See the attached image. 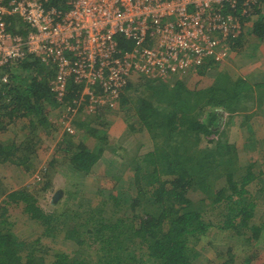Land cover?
I'll use <instances>...</instances> for the list:
<instances>
[{
	"label": "trees",
	"instance_id": "16d2710c",
	"mask_svg": "<svg viewBox=\"0 0 264 264\" xmlns=\"http://www.w3.org/2000/svg\"><path fill=\"white\" fill-rule=\"evenodd\" d=\"M244 1L237 0L234 8L225 4L222 14L241 18L245 28L251 22L241 15ZM254 1L252 9L259 16V6L264 0ZM43 4L57 10L66 8V0H43ZM4 19L13 33L27 32L18 18L6 15ZM244 34L230 39L233 49H246L255 42L253 39L258 42L264 39V14L250 24V33ZM119 43L121 47L131 45L120 39ZM213 64L210 59L197 68L200 76H210L211 81L193 88L182 80L188 73L170 78L173 82L141 78L137 85H127L120 97V107L127 113L129 129L141 132L143 138L133 154L121 158L123 170L105 175L111 184L110 193L98 206L55 213L49 204L43 208L36 194L24 186L6 193L0 204V264H142L143 257L127 251V241L146 248L145 256L152 264H196L199 256L196 245L212 228L233 237L234 242L243 239L244 245L263 240L264 219L261 224L252 222L256 203L249 185L254 173L238 174L239 182L233 179L240 164L222 127L227 125L225 114H231L229 117L236 114V106L244 98L252 99L250 109L264 112V75L251 81L224 70H209ZM53 72L52 67L31 57L0 66V129L4 128L1 117L6 115L9 122L15 121L12 115L16 113L28 120L33 131L48 124L43 114L49 116L59 109L49 88ZM3 76L7 78L5 82ZM76 94L77 87L70 84L67 100ZM76 116L74 125L88 128L85 119ZM106 124L105 121L101 126ZM206 132L210 141L204 143L202 134ZM99 138L107 146L105 134ZM11 142L0 143V163L21 166L32 173L35 157L31 142L16 146ZM57 145L56 151L63 154V161L53 159L49 165L65 164L77 174L89 173L104 150L73 139L60 140ZM46 170L40 172L41 177ZM261 173H264V151L259 160ZM255 185L264 200V177ZM52 186L46 183L43 189ZM60 192L55 201L51 196L54 204L59 202L63 191ZM12 209L19 210L24 222L40 230L38 238L30 242L17 239L15 222L7 216ZM59 235L61 240L56 239ZM40 240L53 242L58 248L48 249ZM58 242L69 244L71 251H63ZM81 245L96 247L93 257L86 256L93 262L74 257Z\"/></svg>",
	"mask_w": 264,
	"mask_h": 264
},
{
	"label": "built area",
	"instance_id": "2783aa9c",
	"mask_svg": "<svg viewBox=\"0 0 264 264\" xmlns=\"http://www.w3.org/2000/svg\"><path fill=\"white\" fill-rule=\"evenodd\" d=\"M254 3L242 4L250 22L258 18ZM225 4L234 8L237 0H66L64 10L44 7L43 0H0V66L31 57L52 67L49 88L64 130L74 135L77 114L117 109L135 79L195 75L210 59L227 61L230 39L245 31L241 18L222 14ZM6 15L27 32L9 30ZM119 39L131 45L121 47ZM70 84L77 94L67 100Z\"/></svg>",
	"mask_w": 264,
	"mask_h": 264
},
{
	"label": "rangeland",
	"instance_id": "374dc122",
	"mask_svg": "<svg viewBox=\"0 0 264 264\" xmlns=\"http://www.w3.org/2000/svg\"><path fill=\"white\" fill-rule=\"evenodd\" d=\"M260 11L261 12L258 16L259 18H261V16H263L264 14V6L261 5ZM250 24H248V26L243 29L245 31L244 35L250 33ZM253 40L255 42L252 44L250 43L246 47V49L236 50L234 48L232 50V56L227 61L218 63L209 70H224L231 76L249 77V80L251 81L253 80V76L255 74L257 75L254 78L263 76L264 39L261 40L262 42H258V40L255 39ZM258 44L260 45L259 49L261 51L257 47L259 46ZM184 74L177 75L173 79L180 78ZM210 78V76H205L203 78V76H200L199 74L194 75L188 73L186 74L185 78H182V80L186 84V86H188L189 88H193L197 84L198 86H200L208 83L209 81H211ZM173 79H167L166 81L170 80V82H173ZM138 82L139 81L135 80L134 84L137 85ZM251 106L252 99L250 97L244 98L240 105L236 106L238 108L236 114H234L232 117H229V115L231 114H225V121L227 125H224V127L222 128L227 132L228 146L236 151L237 160L240 164V170L235 174L233 179L237 181L238 174H244L245 171H252L254 173V179L249 185L252 198L256 203L254 211L255 217L252 219V222L261 224L264 219V200L259 197V192H257L259 183L257 187L255 183L256 181H259V179L261 180L264 177V173L259 174V160L262 157L264 151V112L262 113V111H259V109L257 112H255L254 109H250ZM115 112H113L112 114L121 120H123L124 116H127L125 110L120 106ZM59 114L60 113L58 112V110L50 112L51 122L53 123V126L50 128L47 127V131H49V133L42 131V129H44L45 127H40L39 129L40 134L44 139L45 137L49 136L50 141L46 142L49 147L45 143H41L44 144L41 146V148L44 146L48 148L47 152L49 153L47 154V160L50 159V155H52L53 153L55 154L54 151H56L55 145L57 141L65 136L64 132H62V129H64V125L61 120H59ZM128 114L129 116L131 115V113ZM82 115H84V113H79L77 115L79 117H76L81 119ZM87 117V120H90L88 128L75 127L76 133L73 135L72 139L74 141H84L91 146L98 144L95 146L102 147L101 143H99L100 138L98 137H100V135L102 136V132L105 131L108 127L101 126L103 124L101 121H105L104 118H108V116L105 114L97 116L96 114ZM132 120H134L133 116ZM109 124V129L111 127V130H116L120 136H123V139H121L120 141L108 140V147L105 148L103 146L104 150L101 158L98 160V162H96L89 173H74V171H71L65 164L60 167H51V165H48L46 167V172L44 173V175L42 174L43 177H41V173L36 172V170H38L39 168V163H34V173H29L32 170H30L29 172L24 171L22 167H16L15 169H13V171H10L5 169L4 167L1 168L0 166V199H2L3 197L1 196V193H3V189H19V187L24 186L31 190L34 194H36L37 198L41 201V206L43 208H48L49 205H51L50 210L55 213H61L63 210L67 209H69L70 211L74 209L83 210L87 206H98L99 201L107 197V195L110 193L109 187L111 184H109L108 178H106L105 175L115 174L118 169L123 170L124 165L121 164V158L127 154H133L135 148H137L138 144L143 138L141 132H133L126 124L123 125V123H121L122 125L119 126V123H117L116 121ZM11 130H14V128H11ZM202 141L204 143H206L205 141H210L208 132L202 134ZM59 156H63V154H59ZM61 159L63 161L62 157ZM127 173L130 174V170H128ZM118 174L120 175L121 172ZM36 175L39 176L38 179L35 178ZM46 183L53 186L50 188L47 187L44 190L43 186H46ZM216 183L220 185V181H217ZM53 191H63L62 196L57 204H54L51 200V196H53L54 193ZM123 192L125 195L126 191L123 190L122 193ZM126 212L128 211L125 210V213ZM7 216L8 219L15 222V233L17 234V239L30 242L38 238V236L40 235V230L35 229L32 223L30 224L29 222H24V217L19 210L12 209L10 212H8ZM60 237L61 235L56 236V239L61 240ZM241 240H239L238 242H234L233 237L230 238L225 234V232H222L217 228H212L211 230H209V232H207V235H205V237L199 239L196 245L199 256L195 263L264 264V239H261L256 243L254 242L255 244L253 243L252 245H244ZM43 242L45 241L40 240L41 244ZM49 242L50 241L48 240L45 242L48 249L53 250L55 248H58L56 244H54L53 242ZM58 243H60L59 246L61 245V249H63V251H71V246L69 244H63L62 242ZM125 246L127 247L126 249L130 254L137 257H143L144 261L142 264H152L151 260H148V258L145 256L146 248H138L130 241H127ZM85 247L87 249H84ZM76 249L77 251L74 253V257H82L87 261H90L91 257L86 256H92L94 254V251H96V247H88L87 245H81ZM228 250L230 251L228 252ZM50 255L51 253L48 254L47 258H49ZM93 261L94 260L90 262ZM94 263L95 262H93L92 264Z\"/></svg>",
	"mask_w": 264,
	"mask_h": 264
},
{
	"label": "crops",
	"instance_id": "0c3cea01",
	"mask_svg": "<svg viewBox=\"0 0 264 264\" xmlns=\"http://www.w3.org/2000/svg\"><path fill=\"white\" fill-rule=\"evenodd\" d=\"M262 6H264V3L262 4ZM259 7L261 8V5ZM257 47L259 49L260 45L257 46ZM256 75L257 74H255L253 76V78ZM247 78H249V77H247ZM140 79L141 78H138V79H135V80L136 81H140ZM135 80L132 83H135ZM58 108H59L58 111L60 112V114H59V120H60V116H61V114H62L63 111H62V107H58ZM117 110H118V108H117ZM117 110L116 109L107 110L105 108H102L97 113V115L99 114V116L101 114H105V115L108 116V118H104L105 121H106V123H107L105 125V127H108V128H106V130H105L106 132L105 131L102 132V136H103V134H105V136L107 137V139H105V140H107V142H108V140L109 141L110 140L111 141H113V140L120 141L121 139H123V136H120L116 130H111L112 129L111 127L109 129V125H110L109 123H114L115 121L117 123H119V126L122 125L121 123H123V125L124 124L127 125V122H128L127 116H124L123 120H121V119H119L118 117H115L112 114L113 112H115ZM53 111H55V110H53ZM43 116L46 117V119L48 120V124L46 123V126H45L44 129H42V131H45L46 133H49V131H47V129L53 126V123L51 122V115L49 113V116H48V114H43ZM82 116L84 117V115H82ZM12 118H16L15 121H10L9 122L10 118L8 116L3 115L1 117V121H3L2 122L3 123L2 125H3L4 128L3 129L2 128L0 129V143L9 144V142L12 141L11 143L15 144V146H16L17 144H20V143L22 144L25 141L29 140V142H31L30 143L31 148L34 149V153H33L34 156H33V158L34 157L35 158H34V160L32 159V163H35V164L39 163V168H38V170H36V172H38V173H40L42 170H44V168H46L49 165V163L52 162L53 159L54 160H58L57 162L62 161L61 157L63 158L64 156H59V154L61 155V153H59L57 151H54L55 154L54 153L52 155L49 154L50 155V159L47 160V154L49 153V152H47L48 151V148L46 146H44V147L41 148V146L44 145V144H41V143H45L47 145L46 142L47 141H50V140H49V136L48 137H45V139L43 138V136H41L40 130H39L40 128H38V130L36 129V131H33V129L31 130L30 125H28V124H30L28 122V120L26 118H24V117L18 116L17 113L14 114V115H12ZM87 118H88L87 116L84 117V119H85L84 122L87 123V124H89L90 123V120H87ZM74 121L75 120L72 121V127H74V128L75 127H77V128L84 127V126H82V124H81V126H79V125L78 126H75L74 125ZM105 121H101V122L103 123ZM11 128H14V130H11ZM29 131H30V133H29ZM10 132H12V133H10ZM62 132H64L65 136L62 137V139H60V140L72 139L73 135L67 133L64 129H62ZM57 143H58V141H57ZM57 143L55 145V150L57 149V146H58ZM99 143H101L102 147L104 146L105 148L108 147V144H109V142H108L107 143V146H105L101 140H100ZM95 145H98V144H95ZM95 145H93V146H95ZM0 166H1V168L4 167L5 169L10 170V171H13V169L16 168V166H14L12 164H9V163H0ZM19 167H21V166H19ZM33 167H34V164H33ZM55 167H57V166H55ZM13 190H15V189H10V190L3 189L2 190L3 193H1V196H3L2 199L4 198V196H6L5 195L6 193H9V192H11ZM2 199H0V201ZM33 227L35 228L34 225H33ZM260 264H262V263H260Z\"/></svg>",
	"mask_w": 264,
	"mask_h": 264
},
{
	"label": "water",
	"instance_id": "95a60500",
	"mask_svg": "<svg viewBox=\"0 0 264 264\" xmlns=\"http://www.w3.org/2000/svg\"><path fill=\"white\" fill-rule=\"evenodd\" d=\"M61 192L58 191L53 195V200L55 201L59 196H60Z\"/></svg>",
	"mask_w": 264,
	"mask_h": 264
}]
</instances>
